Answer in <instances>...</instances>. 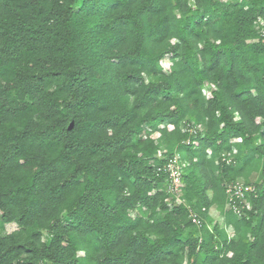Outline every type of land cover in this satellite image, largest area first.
Returning a JSON list of instances; mask_svg holds the SVG:
<instances>
[{"label":"trees","instance_id":"trees-1","mask_svg":"<svg viewBox=\"0 0 264 264\" xmlns=\"http://www.w3.org/2000/svg\"><path fill=\"white\" fill-rule=\"evenodd\" d=\"M0 264H264V0H0Z\"/></svg>","mask_w":264,"mask_h":264},{"label":"built area","instance_id":"built-area-1","mask_svg":"<svg viewBox=\"0 0 264 264\" xmlns=\"http://www.w3.org/2000/svg\"><path fill=\"white\" fill-rule=\"evenodd\" d=\"M212 89L211 87H205L203 89V94L207 95L209 94V90ZM205 91L207 93H205ZM202 126H197L196 128H184L182 131L189 132V133H195V132H202ZM240 142L241 140L238 139ZM233 153H235V150H233ZM208 156H210V153H207ZM223 157L226 155H222ZM228 164L231 162V159L227 156L223 158V161ZM186 167V164L181 161L179 156H175L171 160L167 162V164L160 170L163 173H165L168 177V183H167V192L169 194H172L176 197L177 204L181 203V200L179 198V189L182 187V175H183V169ZM254 187L253 186H247L244 185L241 182H234L230 185H228L226 194L228 197V203L226 205V208L230 210L232 213L237 215H242L243 210L250 211L251 205L247 201L246 196L254 193ZM193 222L196 223V220L193 219Z\"/></svg>","mask_w":264,"mask_h":264},{"label":"rangeland","instance_id":"rangeland-1","mask_svg":"<svg viewBox=\"0 0 264 264\" xmlns=\"http://www.w3.org/2000/svg\"><path fill=\"white\" fill-rule=\"evenodd\" d=\"M205 93H207L206 91H205ZM214 217H217V214L216 213H214L213 211H212V213H211ZM13 229V226H9L8 227V231H11ZM229 234H231V232H228Z\"/></svg>","mask_w":264,"mask_h":264}]
</instances>
